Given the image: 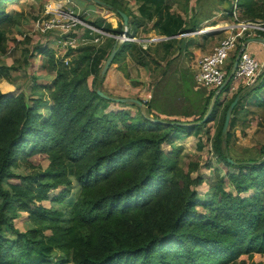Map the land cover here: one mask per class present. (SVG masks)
Listing matches in <instances>:
<instances>
[{
  "label": "trees",
  "instance_id": "trees-1",
  "mask_svg": "<svg viewBox=\"0 0 264 264\" xmlns=\"http://www.w3.org/2000/svg\"><path fill=\"white\" fill-rule=\"evenodd\" d=\"M135 1L147 4L152 0ZM250 4V0H236L252 19L255 12L248 9ZM108 5L118 18L115 10L129 18L125 10ZM257 16L264 17V4ZM136 21L135 17L127 22L132 35L137 30ZM14 23L0 9V49L5 30ZM93 25L110 33L121 32L120 25ZM189 30L194 26L176 28L168 36ZM259 35L264 38V33ZM97 36L101 34L85 30L89 41ZM103 37L101 45L87 41L76 47L75 57L67 64L43 50L46 69L53 73L45 85L47 100L32 98L28 104L20 95L0 92V264H264V158H230V132L220 134L228 104L238 95L228 120L229 130L243 97L264 85V71L254 86L240 88L222 108L220 127L212 134L210 146L224 173L220 176L213 170L214 179L205 181L200 176L190 177L195 167L187 171L179 167V147H162L169 145L171 133L188 134L197 125L149 118L139 112L131 116L124 109L106 110L115 102L98 96L95 90L113 96L102 90L105 74L100 76L99 72L114 42ZM115 47L111 64L116 63L117 70L127 77L118 64L124 51L135 45L125 41ZM3 68L0 74L4 76ZM230 81L201 125L213 120L219 97L228 90ZM177 89L196 109L194 121H198L215 89L206 96L183 79ZM118 104L139 108L134 103ZM43 107L45 116L40 110ZM34 155L47 160L45 169L30 159ZM67 162L73 166L72 175L79 186L68 207L61 204L71 184ZM21 166L29 172H17ZM201 182H206L210 194L199 201L192 186ZM43 201L49 206L42 205ZM17 212L26 213L23 231L14 227ZM53 252L56 257H52Z\"/></svg>",
  "mask_w": 264,
  "mask_h": 264
},
{
  "label": "rangeland",
  "instance_id": "rangeland-1",
  "mask_svg": "<svg viewBox=\"0 0 264 264\" xmlns=\"http://www.w3.org/2000/svg\"><path fill=\"white\" fill-rule=\"evenodd\" d=\"M50 1L59 3L55 11L46 9ZM100 1L125 10L129 14L127 22L135 21L136 17L138 25L135 35H132L129 24L125 35L129 38H141L140 41L128 39L116 43L120 45L127 41L135 45L124 51L118 64L127 77L117 70L116 63H112L109 67L115 69V77L109 72L106 80V71L103 88L113 96L134 97L147 103V106L141 105L138 109L129 104L120 106L118 103H113L106 110L124 109L131 116L139 112L149 118L158 116L168 120L187 121L190 124L196 122L194 120L198 116L193 114L196 109L178 94L180 79L189 82L193 89L206 96L211 92V89L194 81L197 60L192 49L198 46L201 54L211 52V48L228 33L227 29L213 33L211 30H214L216 24L229 26L237 22H264V17L257 16L262 12L264 0H250L248 9L255 12V17L252 19H249L237 5L233 17L232 0H152L147 4L135 0ZM0 9L8 13L16 22L5 30L3 48L0 49V71L3 67L5 69L2 72L4 76L0 74V92L9 96L20 95L28 104L32 98L47 100L45 85H49L53 73L46 69L47 55L43 50L52 53L54 58L67 64L75 57L76 47L89 41L85 37V30L90 29V26L96 27L93 23L106 22V14L110 12L106 6L96 5L91 0H0ZM116 21L117 25L114 28L120 25V19L117 18ZM191 25L194 26V30L174 33L175 36L170 39L155 40L168 36L169 31L172 32L176 28L189 29ZM247 34L245 30L243 37L247 38ZM103 36L107 35L101 34L100 37H94L89 42L101 45L105 40ZM111 38L114 42L115 39ZM254 45L253 42L247 43L245 49L257 57ZM232 52L234 51L229 53L226 64L222 66L224 71L231 67ZM87 79L89 81L90 76ZM256 82L247 84L245 79L231 78L228 90L219 97V107L213 120L204 122L203 125L197 124V128L188 134L171 133L168 139L169 145H162L165 150L179 147L177 153L179 167L183 171L195 167L190 171V177L200 176L205 181H212L213 170H217V173L223 176L222 163L217 162L211 153L212 134L220 127L221 110L226 101L240 88L254 86ZM255 92L257 93L253 94ZM239 105L238 114L235 115L229 130L228 127L226 129L230 132L228 155L235 160H261L264 158V153L261 151L264 145V85L260 90L256 88L251 94L243 97ZM148 107L151 109L149 110ZM154 107H157L158 111ZM40 110L44 116L47 114L44 107ZM30 159L37 163L40 169H45L47 166V160L42 155H34ZM67 167V176L71 184L69 194L61 202L66 207L72 205L79 190L72 175L73 166L67 162ZM234 170L229 169V171ZM16 171L25 174L29 169L21 166ZM192 189L195 190L199 201L206 199L210 194L206 182L195 184ZM52 195L53 192H50L49 197ZM42 205L49 206V203L43 201ZM197 209L201 211L200 207ZM17 213L13 221L14 227L18 231H23L26 227V213ZM56 254L53 252L52 257H56Z\"/></svg>",
  "mask_w": 264,
  "mask_h": 264
},
{
  "label": "built area",
  "instance_id": "built-area-1",
  "mask_svg": "<svg viewBox=\"0 0 264 264\" xmlns=\"http://www.w3.org/2000/svg\"><path fill=\"white\" fill-rule=\"evenodd\" d=\"M235 9L236 0H232L231 13L233 17L235 16ZM235 19L236 18H234V20ZM47 27L46 25L45 28ZM226 27L228 28V33L217 42L211 52L197 60L194 81L196 84L211 90L216 89L222 82L225 76V71L222 69V66L226 64L229 53L234 51L237 45H239L238 49H240V53L232 75L233 79H245L247 84H252L262 71H264V61L257 60L253 54L245 49V41H240L245 30L248 32V37H261L259 33H264V22H237ZM89 28L94 32L104 34L93 29L96 27L90 26ZM126 30L127 28H125V32ZM128 39L134 40L135 38L126 36L120 42ZM142 102H145V100H142L141 103Z\"/></svg>",
  "mask_w": 264,
  "mask_h": 264
},
{
  "label": "water",
  "instance_id": "water-1",
  "mask_svg": "<svg viewBox=\"0 0 264 264\" xmlns=\"http://www.w3.org/2000/svg\"><path fill=\"white\" fill-rule=\"evenodd\" d=\"M92 2H94L96 5H102V6H106L108 9H110V5L108 4H105L104 2L100 1V0H91ZM117 15L119 16V19H120V26H121V32L119 33H109V32H106V31H103L99 28H93L94 30L96 31H99L101 33H104L105 35H108V36H111L115 39L114 41V44L113 46L111 47L109 53L107 54V56L105 57L102 65H101V68H100V76H103L107 69L109 68L110 64H111V61L114 57V54L116 52V47H115V44L117 42H120L121 40H123V38H125V28L127 27V16L119 11V10H115ZM123 28V30H122ZM175 35H172V36H165V37H159L155 40H165V39H168L170 37H173ZM136 41H140L141 39L137 38V39H134ZM251 41H258L260 43H262V45L264 46V38H261V37H250V38H247L245 40V43L244 44H247ZM239 53H240V49H238L233 57V60H232V63H231V67H230V70H229V73L226 75V77L223 78L222 82L219 84V86L214 90L213 94H212V97H211V100H210V103L204 113V115L196 122L193 123V125H197V124H200L202 123L206 118L207 116L209 115L211 109H212V106L217 98V95L219 94V92L222 90V88L224 87V85L226 83H228V81L232 78V75H233V72H234V69L236 67V63H237V60H238V56H239ZM96 94L104 99H107V100H110L112 102H115V103H134L138 106H141L142 103H141V100L137 99V98H134V97H118V96H108L106 95L104 92H102L101 90L99 89H96L95 90ZM237 99H238V95H236L232 101L228 104V106L226 107L225 109V112H224V116H223V121H222V125H221V129H220V134L221 135H224L225 132H226V129H227V125H228V120H229V117H230V114H231V110L233 108V106L236 104L237 102ZM153 121H157V122H160V123H165V121L161 120V119H154ZM169 124H182V125H186L187 123H179V122H175V121H170ZM263 150V153H264V146L262 148ZM228 162L232 163L233 161L228 159ZM250 163V162H249Z\"/></svg>",
  "mask_w": 264,
  "mask_h": 264
},
{
  "label": "crops",
  "instance_id": "crops-1",
  "mask_svg": "<svg viewBox=\"0 0 264 264\" xmlns=\"http://www.w3.org/2000/svg\"><path fill=\"white\" fill-rule=\"evenodd\" d=\"M107 8V7H106ZM107 10L108 11H110L108 8H107ZM110 12H112V11H110ZM114 14V13H113ZM114 16H115V14H114ZM115 18H116V20H117V16H115ZM115 20V23H114V26L109 22V21H106L107 23H109V25H110V28H114L116 25H117V21ZM226 26H223V25H221L220 23L219 24H216L215 25V28H214V30H211L213 33H217L218 31H221V30H224V29H227V31H228V28H225ZM148 35H150V34H148ZM139 39H141V38H139ZM251 42H253L255 45V47H254V49H255V51H256V55H257V57H255L257 60H259V61H264V46L262 45V43H260V42H258V41H251ZM250 43V42H249ZM217 44V43H216ZM215 46V45H214ZM213 46V47H214ZM213 47L211 48V50L213 49ZM192 53L195 55V59L196 60H198L199 58H201L202 56H204V55H206V54H208V53H205V54H201V49L200 48H198V46L196 47V48H194V49H192ZM253 54V53H252ZM254 55V54H253ZM197 65V64H196ZM111 67V66H110ZM109 67V68H110ZM107 69V74H106V80H108V78H107V76H108V74H109V72L111 73V75L113 76V77H115L114 75H115V69L114 68H110V69ZM104 83L102 82V85H101V88H102V90L103 91H105V92H107L104 88Z\"/></svg>",
  "mask_w": 264,
  "mask_h": 264
},
{
  "label": "bare ground",
  "instance_id": "bare-ground-1",
  "mask_svg": "<svg viewBox=\"0 0 264 264\" xmlns=\"http://www.w3.org/2000/svg\"><path fill=\"white\" fill-rule=\"evenodd\" d=\"M58 5H59L58 2L50 1L47 3L46 9L47 10H56ZM106 20L109 21L114 26L116 18L111 12H108V14H106Z\"/></svg>",
  "mask_w": 264,
  "mask_h": 264
}]
</instances>
